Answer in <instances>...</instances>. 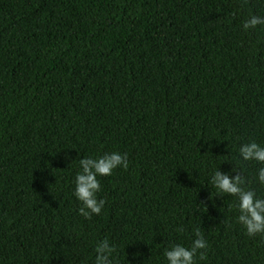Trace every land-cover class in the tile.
Instances as JSON below:
<instances>
[{
  "label": "trees",
  "instance_id": "1",
  "mask_svg": "<svg viewBox=\"0 0 264 264\" xmlns=\"http://www.w3.org/2000/svg\"><path fill=\"white\" fill-rule=\"evenodd\" d=\"M264 0H0V264H168L200 228L207 259L264 264V238L211 184L242 171L258 198ZM127 154L78 214L79 159ZM182 229V230H181Z\"/></svg>",
  "mask_w": 264,
  "mask_h": 264
},
{
  "label": "clouds",
  "instance_id": "2",
  "mask_svg": "<svg viewBox=\"0 0 264 264\" xmlns=\"http://www.w3.org/2000/svg\"><path fill=\"white\" fill-rule=\"evenodd\" d=\"M259 25H264V16L250 15L243 23V29L254 30ZM239 156L243 161H256L264 165V147L255 141L242 144ZM128 166L127 154L122 155L119 152L106 153L97 158L79 159L80 171L74 179V195L81 204L78 214L86 219L99 215L106 201L97 198L96 194L101 190L97 177L110 176L114 169L122 167L126 170ZM232 172L235 173L234 178L228 173L215 171L211 184L220 193L236 198L234 207L239 212L237 222L243 226L246 234L249 237L260 235L264 238V198H258L255 191L245 187L248 181L241 170L233 168ZM257 178L259 183L264 185V167L258 169ZM194 236L190 248L175 244L165 250L164 256L168 264H196L197 256L200 260L207 259L208 243L200 228L194 230ZM116 251L115 245L110 244L107 239L97 243L94 264H113Z\"/></svg>",
  "mask_w": 264,
  "mask_h": 264
}]
</instances>
